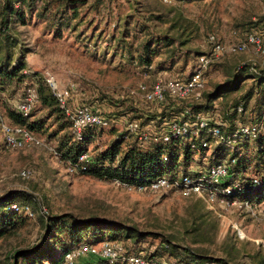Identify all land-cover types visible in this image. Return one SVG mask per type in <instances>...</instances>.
Wrapping results in <instances>:
<instances>
[{"label": "rangeland", "instance_id": "374dc122", "mask_svg": "<svg viewBox=\"0 0 264 264\" xmlns=\"http://www.w3.org/2000/svg\"><path fill=\"white\" fill-rule=\"evenodd\" d=\"M56 1L35 0L25 6L27 24L12 22V35L17 40L14 52L15 56L20 52L24 54L27 73L36 81L41 80L51 88L46 81L51 75L57 88L72 87L68 100L70 110L79 104H87L108 118V126L88 145L89 153L105 148L125 130L127 117L114 112L123 100L132 102L141 111L148 109V103L142 101L143 95L137 89L140 83L152 84L156 77L157 80L185 78L198 63L197 56L181 52L173 68L168 70L162 65L166 70L157 73L156 77H143L134 59L146 40L147 31L144 27L141 30V25L148 26L155 34L174 35L176 28L171 25L182 26L185 28L183 37L188 39L186 47L208 52L210 35L228 46L243 37L251 28V22L264 15L263 0H83L85 3L79 5L76 15L72 9L65 13L66 19L74 16L85 19L78 27L81 32L77 36V32L68 26L58 35L56 26L50 23L56 16L40 13L48 4H58L62 8L63 3ZM91 32L93 35L88 43L83 36ZM162 56L155 57L154 64L160 62ZM245 62L264 67V56L250 48L214 59L206 73L205 90L222 82L230 68ZM244 82L241 94H233V100L244 96L252 80ZM133 89L134 97L128 96ZM23 90L20 84L17 94L10 99L12 106L21 98ZM260 94H254L248 101L244 119L255 116L263 98ZM4 112L0 103V119L9 122ZM32 114L44 119L43 131H36L41 143L19 149L7 148L0 130V194L11 189H24L38 197L43 212L96 215L136 226L144 232L183 235L188 242L197 236L194 234H199L201 241L195 246L209 249L214 256L228 258L233 264H264V201L253 205L225 202L214 195L208 202L201 197L203 204L193 196L184 197L173 189L140 192L106 179L67 173V161L54 156L48 149L49 146L56 147V138L48 136L57 127L53 118L40 104ZM262 118L264 129V103ZM24 169L31 172L28 178L19 176ZM37 218V214H33L14 234L0 238V264L11 262L13 250L28 248L39 240L43 227ZM196 224L200 225L198 231ZM157 243L158 240L152 244L145 242L144 246L152 249ZM89 259L84 255L77 264Z\"/></svg>", "mask_w": 264, "mask_h": 264}, {"label": "trees", "instance_id": "16d2710c", "mask_svg": "<svg viewBox=\"0 0 264 264\" xmlns=\"http://www.w3.org/2000/svg\"><path fill=\"white\" fill-rule=\"evenodd\" d=\"M33 1L35 0H0V103L9 121L7 123L25 127L37 136L36 131H43L44 119L41 118L42 116L31 115V112L38 104L47 109L49 117L53 118V123L57 126L48 136L56 138L55 150L59 158L67 163H76L81 154L87 155L86 160L80 163L84 168L79 167L76 172L78 174L109 181L117 179L134 186L148 184L160 177L170 181L182 177L195 181L205 177V185L217 189L218 199L252 205L264 201V129L261 126L264 67H252L251 63L246 62L242 65L237 64L229 69L222 82L214 83L213 88L205 90L206 73L213 63L214 59H212L204 71L206 82L199 96L192 94L178 98L166 93L161 101L142 97V101L148 103V109L144 111L134 107L132 102L126 103L125 100H121L123 103L117 105L114 112L124 118L127 117L125 130L110 140L105 148L89 153L88 145L105 127L90 126L82 132L80 139L76 138L71 129V120L65 108L60 106L52 89L45 82L36 81L32 74L27 73L22 52L15 56L17 40L12 35V22L27 24L25 6H30ZM56 2L63 3L62 8H59L58 4H48L42 8L45 11L41 10L40 13L56 16L50 21L56 26V34L60 35L64 27L69 26L78 36L81 32L78 27L85 19L76 16L73 19H66L65 13L66 10L72 9L76 15L79 5L85 2L83 0ZM156 18L161 17L156 16ZM250 25L251 28L247 29L240 39L250 33L257 36L264 35V15ZM141 26V30L145 28L147 31L146 40L134 59L143 77H156L157 73L166 70L162 65L168 70L173 68L180 58V53L184 52L185 55L192 54L198 58V63L189 76L174 77L187 80L199 66L200 57L209 56L211 52V47L208 52L187 48L188 39L187 36L183 37L185 28L182 26L171 25V28H176L175 35L167 32L155 34L148 26ZM92 35L91 32L85 34L83 38L85 37L90 43ZM129 40L132 39L129 37ZM215 41L220 42L216 38ZM95 45V42H92V46ZM160 55H163L160 62L154 64V58ZM157 78L152 84L148 85L146 81L142 83L149 90ZM247 79H251L252 82L244 91V96L233 100L232 95L241 94L240 90ZM20 84L23 85L24 90L17 102L24 98L26 85H35L38 93V101L27 114L17 111L15 106L17 102L13 106L10 103V99L12 100L17 94ZM256 93H261L259 96L263 98L259 102V107L257 105L255 116L246 120L243 113L247 110L248 101ZM128 96L134 97L130 93ZM68 100L69 98L67 107ZM203 120L207 121L205 126L200 125ZM130 122L137 124L134 131L126 127ZM173 125L185 126L186 130L177 134L173 130ZM243 126L250 128L249 134L236 133ZM214 128L218 129V136L212 135ZM222 163L227 166V176L217 183L209 181L210 167ZM225 188L230 192L223 193ZM191 196L203 203V199L195 194L184 197ZM39 201L35 194L24 189H11L0 194V238L14 234L35 213L43 227V233L38 241L28 248L12 251L9 264H62L64 253L68 250L79 245H95L104 241L122 245L124 256L134 254L160 264H233L228 258L214 256L203 246H195L201 241L198 238L199 234H194L197 236L188 242L184 240L183 235L144 232L136 226L96 215L81 216L69 212L52 214L49 211L43 212ZM199 229L200 225L196 224L195 230ZM154 240H158L154 248L144 246L145 242L152 244ZM88 258L90 259L81 264H129L124 258L114 262L102 258Z\"/></svg>", "mask_w": 264, "mask_h": 264}, {"label": "built area", "instance_id": "2783aa9c", "mask_svg": "<svg viewBox=\"0 0 264 264\" xmlns=\"http://www.w3.org/2000/svg\"><path fill=\"white\" fill-rule=\"evenodd\" d=\"M209 42L211 44V52L209 56L200 57L199 66L189 79H158L149 90H147L145 84L140 83L137 89L142 93V97L147 100L161 101L166 93L169 94V96L178 98H184L192 94H194L195 96H199L205 86L206 80L204 77V71L207 68L210 60L216 59L225 53L231 54L244 52L249 50L250 48L254 50L256 54L264 56V35L257 36L250 33L247 34L243 39L233 42L228 46L223 45L221 42L215 41L214 36L210 35ZM252 67L255 66L253 65ZM46 81L50 85L53 93L58 99L60 106L62 108H65L66 113L71 120L72 132L76 138L80 139L82 132L90 126L106 127L108 125L107 118L94 111L90 106L80 104L75 106L73 110H70L67 107V99L71 96L72 87L57 88L56 82L51 75L46 77ZM129 93L131 95H134V93L136 92L133 89ZM37 101L38 93L36 86L26 85L24 98L21 101L17 102L15 106L18 112L27 114L31 111ZM239 110H241V108H239ZM0 120L3 141L6 147L11 149H18L24 146L39 144L42 142L34 133H32L27 128L22 126L10 125L4 120ZM206 122V120H203L200 122V125L205 126ZM126 127L129 130L134 131L137 128V124H134V122H130ZM173 130L177 134H180L185 132L186 127H177L176 125H173ZM236 133L249 134L250 128L247 126L240 127V129H238ZM218 134V129L214 128L212 130V135L218 136ZM48 149L54 156L59 157L55 148L49 146ZM86 158V154H81L78 157L76 163L68 162L66 167L67 173H76L79 167L84 168V166H80V163H83ZM30 173V170L24 169L20 171L19 175L22 178H28L30 176ZM227 174V166L224 163L213 165L209 169V181H213L215 183L220 182L227 176ZM204 178H200L194 181L188 177H182L179 180L170 181L167 178L160 177L148 184H140L137 186L120 182L117 179L112 180V182L127 189H135L140 192H160L165 189H173L175 191H179L183 196H189L192 194L199 195L204 199V201L208 202V199L212 198L214 195L217 196L218 192L217 189L206 186ZM222 192L229 193L230 190L228 188H225V190H223ZM218 200L225 201L221 198ZM13 207H15V205H13ZM27 212H29L28 209ZM29 214L32 215L31 212H29ZM238 233L239 236H241V233ZM84 255H88V257L92 256L94 258H102L108 260L109 262H114L117 259L124 258V260H126L129 264H160L157 261H148L140 256H135L134 254L124 256L122 245L110 241H104L95 245L83 244L72 248L64 253L62 264H77L78 259Z\"/></svg>", "mask_w": 264, "mask_h": 264}]
</instances>
